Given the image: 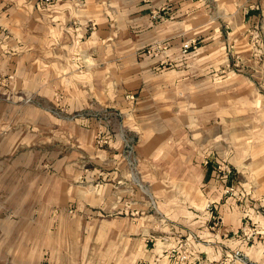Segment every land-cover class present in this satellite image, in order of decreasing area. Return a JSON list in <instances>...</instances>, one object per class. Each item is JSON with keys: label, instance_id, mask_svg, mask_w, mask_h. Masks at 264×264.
I'll use <instances>...</instances> for the list:
<instances>
[{"label": "rangeland", "instance_id": "rangeland-1", "mask_svg": "<svg viewBox=\"0 0 264 264\" xmlns=\"http://www.w3.org/2000/svg\"><path fill=\"white\" fill-rule=\"evenodd\" d=\"M26 1L36 5L26 8ZM52 1L0 0V160L42 164L52 174L57 157H65L63 173L80 192L47 216L17 215L0 200V264H150L141 255L152 250L155 234L142 247L127 236L120 214L97 213L95 193L104 197L105 184L113 183L120 199L123 180L139 181L142 160L167 159L168 146L191 131L185 129L186 105L189 111L200 107L207 80L224 79L230 95L238 79H251L262 92L255 54L238 57L232 37L238 23L218 22L221 9L213 4L204 20L200 6L187 20L185 8H176L166 35L155 39L131 17L116 14L110 0H99L105 22L75 20V33L48 30L39 5ZM163 12L152 9V19L160 22ZM256 112L257 142L264 148V101ZM256 157L263 159L264 150ZM71 163L79 171L73 181ZM159 170L165 196L169 168ZM230 177L225 187L232 186ZM184 252L190 258L181 262L194 259L186 242L178 255ZM245 256L240 264H261Z\"/></svg>", "mask_w": 264, "mask_h": 264}, {"label": "crops", "instance_id": "crops-1", "mask_svg": "<svg viewBox=\"0 0 264 264\" xmlns=\"http://www.w3.org/2000/svg\"><path fill=\"white\" fill-rule=\"evenodd\" d=\"M211 4L221 9L218 22L238 23L232 29L233 39L238 40L236 53L238 57L255 54L264 89V0H110L116 14L128 20L131 17L155 39L166 35L168 17L176 16V8H185L183 15L187 20L194 15L193 7L200 6L204 20L205 8ZM35 5L34 1L25 4L26 8ZM103 6L99 0H53L39 5L40 20L48 25V30L75 33L71 25L75 20L105 22L108 13L102 10ZM152 9H164L160 22L152 19ZM216 36L221 37L222 31ZM202 86L206 89H201L200 107L189 111L186 105L185 129L189 128L191 133L186 131L182 143L175 138L168 146L167 159L142 160L139 181L123 180L120 199L113 183H106L105 196L95 193L94 197L92 193L90 200L94 197L100 202L98 214H120L122 226H129L127 236L133 234L143 242L142 247L155 234L154 247L141 255L147 263L240 264L233 253L241 250L252 261L264 264V158L256 157L257 152L264 150L258 145L256 128V110L264 101V90L258 91L251 79L242 83L238 79V89L230 95L225 92L224 79L207 80ZM228 101L229 107L225 104ZM169 118L172 119L171 112ZM176 128L172 127L174 131ZM221 161L234 168L229 182L236 188V194L224 190L226 180L217 171ZM65 162V157H57L52 165L56 171L45 174L42 164L0 160V200L17 215H50L53 208L69 202L80 192L64 175ZM162 165L169 168V191L165 196L160 192ZM74 166L71 163L68 167L71 181L79 172ZM113 173L116 172H111V180ZM105 175L108 179V173ZM245 224L256 228V232L243 234ZM105 225L111 226L108 221ZM185 242L194 259L181 262L178 252Z\"/></svg>", "mask_w": 264, "mask_h": 264}, {"label": "built area", "instance_id": "built-area-1", "mask_svg": "<svg viewBox=\"0 0 264 264\" xmlns=\"http://www.w3.org/2000/svg\"><path fill=\"white\" fill-rule=\"evenodd\" d=\"M47 1H52V0H47ZM190 47V44L186 46V50L187 48ZM217 171H218V174L225 180H227L230 175H232L233 173V168L225 161H221L219 164H218V167H217ZM227 178V179H226ZM234 190L235 188L233 186H226L225 187V192L226 193H234ZM254 229L255 228H252L251 226H244L242 231H243V234H249V233H254ZM179 258L181 260H188L190 258V255L187 254V252H184L183 254H179L178 255ZM234 256L236 257V260L238 261H244L246 256L244 253H242L240 250H237L235 253H234ZM222 264V263H220Z\"/></svg>", "mask_w": 264, "mask_h": 264}]
</instances>
